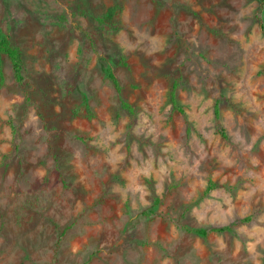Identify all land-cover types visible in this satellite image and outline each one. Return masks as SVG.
<instances>
[{
	"label": "rangeland",
	"instance_id": "obj_1",
	"mask_svg": "<svg viewBox=\"0 0 264 264\" xmlns=\"http://www.w3.org/2000/svg\"><path fill=\"white\" fill-rule=\"evenodd\" d=\"M0 38V264L264 262V0H0Z\"/></svg>",
	"mask_w": 264,
	"mask_h": 264
},
{
	"label": "trees",
	"instance_id": "obj_2",
	"mask_svg": "<svg viewBox=\"0 0 264 264\" xmlns=\"http://www.w3.org/2000/svg\"><path fill=\"white\" fill-rule=\"evenodd\" d=\"M0 54L6 56V58L11 63L13 75L16 82H21L22 81L21 63H20V57L18 51L15 48H13L7 41L2 40L0 38ZM170 100L172 103H174L172 92L170 93ZM124 106L126 107L127 105L125 104ZM228 230L229 228H219V229H213L212 231L220 233V232H226ZM261 264H264V262H262Z\"/></svg>",
	"mask_w": 264,
	"mask_h": 264
}]
</instances>
